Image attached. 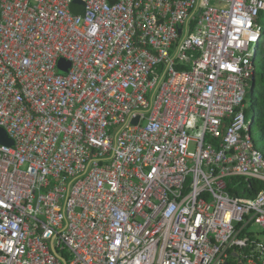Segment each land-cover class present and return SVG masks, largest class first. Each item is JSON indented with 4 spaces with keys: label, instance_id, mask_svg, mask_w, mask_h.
I'll return each mask as SVG.
<instances>
[{
    "label": "built area",
    "instance_id": "built-area-1",
    "mask_svg": "<svg viewBox=\"0 0 264 264\" xmlns=\"http://www.w3.org/2000/svg\"><path fill=\"white\" fill-rule=\"evenodd\" d=\"M80 2L0 0V264H264V0Z\"/></svg>",
    "mask_w": 264,
    "mask_h": 264
},
{
    "label": "trees",
    "instance_id": "trees-1",
    "mask_svg": "<svg viewBox=\"0 0 264 264\" xmlns=\"http://www.w3.org/2000/svg\"><path fill=\"white\" fill-rule=\"evenodd\" d=\"M76 11V10H75ZM254 85L252 91H250L246 99H250L252 102V116H253V126L256 127L257 131L260 133L262 142H258L254 139L255 146L264 154V33L262 42L258 45L255 57H254ZM246 114L249 115V109H246ZM233 181H238V178H232ZM250 186L244 187V182H240L237 188L228 187L229 192L238 194L240 192L241 196L253 197L256 193L264 188V181L251 179L249 181ZM242 187L244 190L238 191V188ZM61 255L67 258L65 252H60Z\"/></svg>",
    "mask_w": 264,
    "mask_h": 264
},
{
    "label": "rangeland",
    "instance_id": "rangeland-1",
    "mask_svg": "<svg viewBox=\"0 0 264 264\" xmlns=\"http://www.w3.org/2000/svg\"><path fill=\"white\" fill-rule=\"evenodd\" d=\"M260 22L263 24L264 28V16L261 17ZM246 107L249 109V116L250 118L252 116L253 110H252V102L250 99H246L245 101ZM252 137L253 139L257 140L258 142H262L260 133L257 131L256 127L252 125L251 127ZM190 150H193V147H190ZM242 191V188H241ZM247 232H250L255 238H257L259 241L264 242V230L255 222H250L249 225L246 228Z\"/></svg>",
    "mask_w": 264,
    "mask_h": 264
},
{
    "label": "water",
    "instance_id": "water-1",
    "mask_svg": "<svg viewBox=\"0 0 264 264\" xmlns=\"http://www.w3.org/2000/svg\"><path fill=\"white\" fill-rule=\"evenodd\" d=\"M75 3H81L80 0H75ZM70 66V63L67 60L64 59H60L58 61V70L60 73H66L68 68ZM254 85V76L252 78V83H251V87H250V91H252ZM137 119L133 120V123H136ZM0 142L1 143H5L7 145H11L12 144V140L10 138H8V136L6 135L5 131L0 128ZM60 258V260L62 261L63 264H65V260L63 258H61L60 256H58ZM225 264V263H224Z\"/></svg>",
    "mask_w": 264,
    "mask_h": 264
},
{
    "label": "crops",
    "instance_id": "crops-1",
    "mask_svg": "<svg viewBox=\"0 0 264 264\" xmlns=\"http://www.w3.org/2000/svg\"><path fill=\"white\" fill-rule=\"evenodd\" d=\"M249 92H250V90H249Z\"/></svg>",
    "mask_w": 264,
    "mask_h": 264
}]
</instances>
